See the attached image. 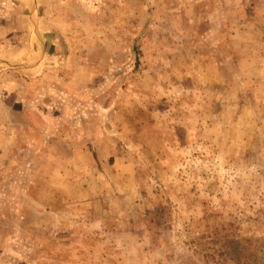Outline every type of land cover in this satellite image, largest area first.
Here are the masks:
<instances>
[{
  "label": "rangeland",
  "instance_id": "obj_1",
  "mask_svg": "<svg viewBox=\"0 0 264 264\" xmlns=\"http://www.w3.org/2000/svg\"><path fill=\"white\" fill-rule=\"evenodd\" d=\"M0 264H264V0H0Z\"/></svg>",
  "mask_w": 264,
  "mask_h": 264
},
{
  "label": "crops",
  "instance_id": "obj_2",
  "mask_svg": "<svg viewBox=\"0 0 264 264\" xmlns=\"http://www.w3.org/2000/svg\"><path fill=\"white\" fill-rule=\"evenodd\" d=\"M44 9H45V8H41V10H43V13H44V14H43V16L40 17V21L43 20V21L49 22V21H51V20H49V18H51V17H49V15H45V13H46V12L48 13L49 10L46 11V10H44Z\"/></svg>",
  "mask_w": 264,
  "mask_h": 264
}]
</instances>
